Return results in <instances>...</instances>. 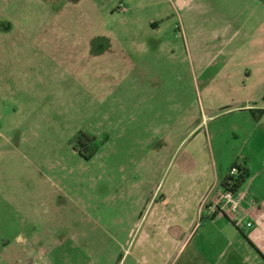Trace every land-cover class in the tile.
<instances>
[{
    "label": "rangeland",
    "instance_id": "1",
    "mask_svg": "<svg viewBox=\"0 0 264 264\" xmlns=\"http://www.w3.org/2000/svg\"><path fill=\"white\" fill-rule=\"evenodd\" d=\"M241 96L264 105V0H0V264L19 232L32 264H118L125 189L225 172ZM83 204L102 230L80 257Z\"/></svg>",
    "mask_w": 264,
    "mask_h": 264
},
{
    "label": "crops",
    "instance_id": "2",
    "mask_svg": "<svg viewBox=\"0 0 264 264\" xmlns=\"http://www.w3.org/2000/svg\"><path fill=\"white\" fill-rule=\"evenodd\" d=\"M241 98L244 103L239 108L246 116L234 134L240 142L228 156L227 166L234 159L244 161L249 176L234 193L236 210L218 202L224 172L208 165L191 186L180 180L157 184L149 188V196L138 188H126V196L120 197L123 203L110 213L112 223L125 226L120 232L127 249L118 264H264V105L254 96ZM96 210L77 205L80 257L89 254L85 242L94 241L96 230H102V216ZM27 223L34 224L33 220ZM31 237L22 232L13 236L17 243L24 241L27 249L25 259H17V264L34 261ZM0 253L4 256L3 250Z\"/></svg>",
    "mask_w": 264,
    "mask_h": 264
},
{
    "label": "trees",
    "instance_id": "3",
    "mask_svg": "<svg viewBox=\"0 0 264 264\" xmlns=\"http://www.w3.org/2000/svg\"><path fill=\"white\" fill-rule=\"evenodd\" d=\"M72 140L79 148L82 154L92 155L96 151L95 137L88 133H77ZM234 169V171H232ZM249 171L244 161L234 159L227 167L223 176L219 180V189L221 193L231 192L232 194L244 184L248 179Z\"/></svg>",
    "mask_w": 264,
    "mask_h": 264
},
{
    "label": "built area",
    "instance_id": "4",
    "mask_svg": "<svg viewBox=\"0 0 264 264\" xmlns=\"http://www.w3.org/2000/svg\"><path fill=\"white\" fill-rule=\"evenodd\" d=\"M234 171V169H232ZM218 202L222 206H228L230 211H235L238 201L234 198V194L231 192H223L219 195Z\"/></svg>",
    "mask_w": 264,
    "mask_h": 264
},
{
    "label": "water",
    "instance_id": "5",
    "mask_svg": "<svg viewBox=\"0 0 264 264\" xmlns=\"http://www.w3.org/2000/svg\"><path fill=\"white\" fill-rule=\"evenodd\" d=\"M178 5H180V0H177Z\"/></svg>",
    "mask_w": 264,
    "mask_h": 264
}]
</instances>
